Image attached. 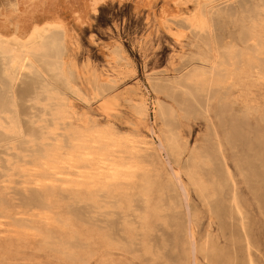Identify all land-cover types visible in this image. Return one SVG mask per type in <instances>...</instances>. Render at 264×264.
<instances>
[{
    "label": "rangeland",
    "instance_id": "1",
    "mask_svg": "<svg viewBox=\"0 0 264 264\" xmlns=\"http://www.w3.org/2000/svg\"><path fill=\"white\" fill-rule=\"evenodd\" d=\"M256 1L209 0L211 6L214 7V13L219 15L215 19L211 35H198L182 20L169 19L167 23L164 22V18L169 16L170 13L172 14V12L187 14L192 11L195 7L192 0H174V2L173 0H152L151 6L139 9H137L136 1L109 0L98 4L94 9L91 7L92 3H90L88 6L89 15L83 22L72 21V18L68 19L72 22L69 27L68 37L66 35L67 53L65 63L69 69H74L76 72L75 88L90 94V83L93 82L94 78L98 79L99 82L111 80L115 82V87L109 92L111 96L116 97L130 93L136 96V99H146L153 106L148 121L136 122L125 113L122 103V106L118 108V113L111 119L112 121L114 120L115 124L117 123L116 125L121 130L135 128L141 134L155 138L158 142L159 136L160 138L163 136L164 126L162 121L155 115L154 103L161 100L174 108L176 112L175 125L180 127V129L176 127L180 137L178 138V151L172 154L164 151L163 158L164 160L168 158L165 162L169 161L170 166H167L170 169L176 168L177 172L181 174L189 191L184 195L183 191H180L181 187H178L180 185L175 180L169 184V187H174V189L171 188L169 190L170 188H166L171 198L174 197L178 203L182 201L180 202L182 204H180L182 216L179 221L180 225L178 224L179 227H176V223H171L166 230L162 225H157V228L153 230L152 244L155 246V253L158 251L157 254L151 253L147 249L148 246L142 247L141 238L138 237L137 239L140 240H133L131 247H117L112 251L98 248V253L95 252L96 254L61 257L55 260L53 264H264V108L248 105L243 97H239L238 92H234L230 94L228 100L222 99L220 95H214V98L211 97L209 99L210 103L207 109L205 108V102L201 99L199 104H193L194 111L189 113L183 109L180 100L177 103L178 101L165 95H156L152 88L156 84L175 85L194 70L195 67L204 66L211 68L216 63L218 65L221 64L219 61L224 57L223 55L228 49L243 48L244 45L239 41L242 36H239V33L243 24L247 23L242 24L240 20L232 22L230 19L221 18L220 15L252 12L256 6ZM260 42L264 51V35H261ZM253 43V41L248 43L250 47L248 44L245 45L246 49H251L255 45ZM235 45L237 46L235 47ZM218 52L219 54L217 55ZM3 68V61L0 58V96L6 94L9 86L4 76ZM33 82L34 76L24 72L17 82V88L15 87L16 97L22 113L27 118L26 120L31 115L29 87ZM179 95L182 96L181 92L178 93ZM90 103L89 106L76 101L75 106L80 113H90L89 115L96 118L98 122H104L105 119L99 113L100 103L95 101ZM222 105L224 108H222ZM229 106L230 108L232 107L230 110H228ZM92 108L95 110H92ZM219 112L225 115L223 116ZM222 116L229 120L235 119L231 123L229 120L227 122V119ZM245 116L246 118L248 117L251 124H249V120L247 119V121ZM230 117L233 118L230 119ZM220 120H224L226 123L224 121L221 123ZM52 123L68 126L65 131L58 130L49 134H42L38 142L54 144V151L57 153L64 151L62 157H55L50 161L42 160L51 155L52 151L48 149L40 152L38 160H28L25 164L10 172V175H18L17 180L28 179V183L21 186L18 190L21 192L32 190L41 193V205L44 208L58 206L60 201L50 198V193L58 191H66L67 193V190L72 188V184L64 183V178L59 179L57 183L52 181L38 182L36 177H41L46 173L50 175L60 173L68 174L71 180L82 181L83 179L78 175L82 174L85 167H99L105 160L112 162L117 158L116 150H111L106 157H103L102 148L107 145L108 139L107 137L101 138L99 131L95 130L89 135L73 134V130L81 128L73 115L62 113L59 117L53 119ZM232 124L234 125L233 127ZM239 126H241V129ZM82 127L90 129L83 125ZM231 127L233 130L230 129ZM242 127L245 130H242ZM255 129H257L258 133H256ZM227 134L230 136L227 137ZM244 134L246 135L244 136ZM68 143L71 146H68ZM96 143H99L100 147L93 148L92 145ZM9 146L8 140H0V166L4 162ZM90 147L92 148L90 149ZM83 150H86V152L82 153ZM219 152L220 156L218 155ZM202 155H204V158L206 157L205 155L209 156V158L204 159ZM92 156L95 158L91 159ZM119 158L128 161L125 152ZM213 159L215 163L214 161L212 162ZM224 164H226L225 167ZM33 165H39L34 175L22 173L23 168ZM69 165L73 166L68 170ZM207 170H210L211 173H208ZM117 173L124 174L121 179L122 182L129 180L127 174L130 173V169H123L116 165H109L105 168L100 167L91 171L89 179L108 178ZM190 173L196 174L201 179L199 186L192 184L189 179ZM210 175L211 177L206 179ZM218 176L220 177L217 179ZM223 180L229 182H225L223 189L216 188L218 181ZM228 184H230L229 188L227 187ZM193 188L198 189L194 190ZM217 192L219 193L217 194ZM185 196H188V198ZM236 197L237 201L241 202L235 201ZM17 199L20 201V197H17ZM184 200L186 201L185 203ZM222 200H226L225 203ZM232 201L234 203H231ZM209 202L211 205H209ZM85 204H89V202L80 201V205ZM93 207L94 210H97L96 206ZM187 207H191L189 208L191 215L187 212ZM236 207L239 211L236 210ZM53 214L55 215L56 213ZM23 219V217H14L13 215L0 217V235L2 236L0 248L5 243L16 245L21 240L28 243L31 242V238L21 233L25 230H31L36 227L38 231H33V234H36L39 230L45 231L54 228L53 225L47 224L39 226L35 223L37 220H34V218H29L26 221ZM182 219L184 220L182 221ZM14 223L16 224L13 229L17 232L15 236L8 233L9 229L7 228L8 225ZM61 233L60 230H55L51 238L57 240L61 238ZM117 234L120 235L119 232ZM117 234L116 237L121 240ZM163 234L166 235V238ZM217 248L218 251H216ZM22 249L29 251L25 246ZM219 250L222 252L220 253ZM195 252L196 254L194 255L193 253ZM192 255L195 257L194 259ZM4 257H15V253H5ZM19 260L13 264H39L38 261L33 262L29 254L21 255Z\"/></svg>",
    "mask_w": 264,
    "mask_h": 264
},
{
    "label": "bare ground",
    "instance_id": "2",
    "mask_svg": "<svg viewBox=\"0 0 264 264\" xmlns=\"http://www.w3.org/2000/svg\"><path fill=\"white\" fill-rule=\"evenodd\" d=\"M107 1L109 0H0V58L3 61L4 76L9 84L6 94L0 96V140H8L10 144L6 157L4 156V162L0 166V217L13 215L14 217H23L25 221L29 218H34V220H37L35 223L39 226L43 224L54 226L52 230H39L36 234H33V231H38L36 227L21 232L26 237L31 238V242L29 243L24 240L17 242L16 245L5 243L0 248V264L16 263L20 261V256L25 254H29L33 262L38 261L39 264H53L55 260L61 257L88 256L94 254L98 251V248L112 251L117 247H131L133 240L138 237L141 238L142 247L148 246L147 249L151 253L157 254L158 251L155 253V246L152 244V233L157 228L156 226L162 225L166 230L171 223H176V227L178 224L180 225L179 221L182 216L180 202L182 201L180 199L178 203L174 197L171 198L166 188H170V182L175 180L180 185L178 187H181L180 191H183L184 195L189 190L185 186L181 174L177 172L176 168L170 169L168 167L170 166L169 161L167 160L168 164L165 162L168 158L165 156L166 159L164 160L163 158L164 151L169 154L178 151V138L180 137L178 136L176 127L179 126L175 125L176 112L174 108L167 102L159 99L158 102L154 103L155 115L162 121L164 126L163 136L161 135L162 138L159 136V143L155 138L141 134L135 128L121 130L116 125L117 123L115 124L113 122L114 120L112 121L111 119L118 113V108L122 106V103L125 108V113L136 122L148 121L153 106L146 99H136V96L130 93L116 97L111 96L109 92L115 87V82L111 80L99 82L98 79L94 78L93 82L90 83V94L81 92L74 85L76 80L75 70L69 69L65 63L67 53L66 35L68 37L71 22L85 21L89 15L88 6L90 3H92L91 7L94 9L98 4ZM132 1H136L137 9H139L151 6L152 0ZM192 2L195 6L192 11L187 14L172 12V14L170 13L169 16L164 18V22L167 23L169 19L182 20L198 35H211L214 29L215 19L219 15L214 13V7L211 6L209 0H192ZM220 17L230 19L232 22L240 20L242 24L247 23L245 25L243 24V27H241L242 30L239 33V36H242L239 41L242 42L245 48H227L228 51L221 58L222 62L218 60L221 64L218 65L216 63L211 68L199 65L200 67H195L196 69L194 68L191 72L189 71L190 73L188 75L185 74L186 76L175 85L156 84L152 87L153 91L156 95H165L168 98L178 101L177 103L181 101L180 103L183 109L189 113L194 111L193 104H199L201 99L205 102V108L207 109L210 103L209 99L214 95H220L222 99L228 100L230 94L234 92H238L239 97H243L248 105L264 108V51L262 50L260 42L261 35H264V0H257L252 12L220 15ZM69 18H72V21L68 20ZM252 41L255 45L251 49H246L245 45ZM24 72L34 76V82L29 87L31 115L28 120H26V116L20 109L15 92L17 82ZM179 92H181L182 96H178ZM76 101L89 106L92 101L100 103L99 113L105 121L98 122L96 118L89 115L90 113L88 111L89 114L80 113L76 109ZM222 108H224L223 105ZM231 108L229 106L228 110ZM62 113L73 115L79 123L78 126L81 128L73 130V134L89 135L97 130L101 138L107 137V145L102 148L103 157H106L111 150H116L117 158L112 162L105 160L99 167H85L82 174L78 175L83 179L82 181L71 180L68 174L60 173L55 175L46 173L41 177H36L38 178V182L52 181L53 183H57L59 179L64 178V183L68 182L72 184V188L68 189L67 193L66 191L50 193V198L60 201L58 206L44 208L41 205V193L32 190H25L24 192L18 190L21 186L28 183V179L26 178L23 181L17 180L18 175H10V172L19 168L28 160H38L40 158V152L48 149H51V155L42 160L50 161L55 157H62L64 151H59L58 153L54 151V144H42L38 142L42 134H49L58 130L65 131L67 129L68 125H55L52 123L53 119L59 117ZM219 113L223 115V113ZM233 120L229 121L232 123ZM235 121L237 122V120ZM260 121L263 122L264 119ZM236 122L234 123L236 124ZM248 122L251 124L250 120ZM233 124L232 127L235 125ZM82 125L90 129L83 128ZM239 128L241 129V126ZM243 129L245 130L242 127ZM256 133L258 132L256 131ZM228 136L230 135L227 134ZM226 139L229 141L228 138ZM68 146H71L70 143H68ZM92 147L98 148L100 144H93ZM84 152L86 150L82 151V153ZM124 152L127 155L128 161L119 158ZM208 155L210 156V154ZM205 156V158L203 157L204 159L209 158V156ZM94 158V156L91 157V159ZM216 159L218 160V157ZM109 165H116L123 169L129 168L130 173L127 174L129 180L122 182L121 179L124 175L122 173L113 174L108 178L100 177L97 179H89L91 171L100 167L105 168ZM38 166L33 165L23 168L22 173L34 175ZM72 166H67V169H71ZM210 177L211 175L207 176L206 179ZM189 179L194 186L201 184V179L196 174L190 173ZM218 182L216 188H222L227 181L223 180ZM33 183L35 182L33 181ZM197 189L195 188L194 190ZM17 197H20V201H18L19 198L17 199ZM185 197L188 198V196ZM185 200L184 203L186 202ZM80 201H86L89 204L80 205ZM233 201L231 203H234ZM235 201H237V197ZM210 202L209 205H211ZM93 206H96L97 210H94ZM189 208L191 207H187V212L190 214ZM236 210H238L237 207ZM53 213L56 214L54 215ZM183 214L185 215L184 212ZM192 221L194 222V220ZM15 224L7 226L9 229L8 233L14 236L17 233L13 229ZM55 230L62 232L61 238L57 240L51 238ZM116 234L121 240L116 237ZM163 236L166 238V235L163 234ZM1 237L0 235V239H2ZM24 246L29 251H24L22 249ZM216 251H218V248ZM9 252H14L15 257L3 258V255ZM193 254L195 255L196 252Z\"/></svg>",
    "mask_w": 264,
    "mask_h": 264
}]
</instances>
